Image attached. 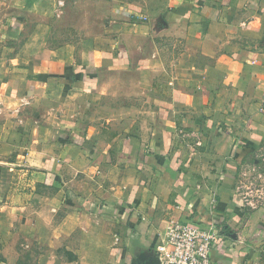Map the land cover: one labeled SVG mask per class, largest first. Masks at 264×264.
<instances>
[{"label": "crops", "instance_id": "1", "mask_svg": "<svg viewBox=\"0 0 264 264\" xmlns=\"http://www.w3.org/2000/svg\"><path fill=\"white\" fill-rule=\"evenodd\" d=\"M13 14L0 30L17 36ZM113 14L115 33L80 45L45 48L37 28L0 42L7 249H35L32 264H160L178 219L219 230L217 264H264V215H248L238 183L264 158V0ZM7 249L0 264H27Z\"/></svg>", "mask_w": 264, "mask_h": 264}, {"label": "rangeland", "instance_id": "2", "mask_svg": "<svg viewBox=\"0 0 264 264\" xmlns=\"http://www.w3.org/2000/svg\"><path fill=\"white\" fill-rule=\"evenodd\" d=\"M120 2L141 3L143 0H0V28L13 23L14 12H18L20 17V27L15 32L18 39L9 31L0 30V42L9 48L14 47L16 39L26 41L37 28L40 45H45V48H57L68 42L80 45L81 40L85 42L86 38L99 33H115L114 26L118 20L113 8ZM1 51H4L2 46ZM238 183L242 200L249 207L248 215H264V158L253 157L246 161L240 170ZM6 242L0 230V257L5 255ZM7 250L14 258L18 256L21 261L25 259L27 264H32L27 253L35 249Z\"/></svg>", "mask_w": 264, "mask_h": 264}, {"label": "built area", "instance_id": "3", "mask_svg": "<svg viewBox=\"0 0 264 264\" xmlns=\"http://www.w3.org/2000/svg\"><path fill=\"white\" fill-rule=\"evenodd\" d=\"M219 238V230L212 224L172 219L154 252L160 264H217L212 250Z\"/></svg>", "mask_w": 264, "mask_h": 264}, {"label": "water", "instance_id": "4", "mask_svg": "<svg viewBox=\"0 0 264 264\" xmlns=\"http://www.w3.org/2000/svg\"><path fill=\"white\" fill-rule=\"evenodd\" d=\"M156 255V254H155ZM157 257V256H156ZM157 260H158V258H157ZM159 261V260H158ZM160 263V262H159Z\"/></svg>", "mask_w": 264, "mask_h": 264}]
</instances>
